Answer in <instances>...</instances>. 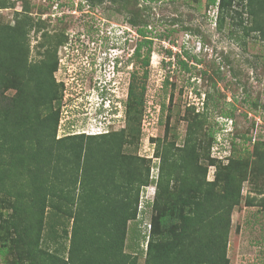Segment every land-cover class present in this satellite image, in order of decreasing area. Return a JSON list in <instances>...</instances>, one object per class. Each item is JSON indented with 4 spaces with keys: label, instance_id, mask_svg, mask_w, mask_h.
Masks as SVG:
<instances>
[{
    "label": "trees",
    "instance_id": "1",
    "mask_svg": "<svg viewBox=\"0 0 264 264\" xmlns=\"http://www.w3.org/2000/svg\"><path fill=\"white\" fill-rule=\"evenodd\" d=\"M207 3L217 6L220 23L232 15L241 25L246 15L249 25L241 27L243 33L264 41V0ZM8 4L0 0V10L11 8ZM34 28L38 33L41 22L29 15L13 25L0 23V211L11 212L19 258L24 264H138L140 255L143 264H229L231 213L240 205L247 176L243 162L227 151L216 161L207 153L209 165L216 162L217 169L213 180H206V167L199 163L202 120L197 113L186 120L180 145L157 140L153 177L150 158L125 151L138 145L140 135L145 87L132 81L134 74L126 127L57 138L63 85L54 78L55 53L63 40H50L43 32L37 44L41 59L30 62L27 36ZM144 43L136 44L133 53L141 61L143 81L150 56V51L141 53ZM224 160L227 164L220 166ZM258 161L263 167L264 154ZM149 185H154V198L145 202ZM147 206L155 213L149 227L135 229L145 249L127 253L128 225ZM6 243L0 254L7 251Z\"/></svg>",
    "mask_w": 264,
    "mask_h": 264
},
{
    "label": "rangeland",
    "instance_id": "2",
    "mask_svg": "<svg viewBox=\"0 0 264 264\" xmlns=\"http://www.w3.org/2000/svg\"><path fill=\"white\" fill-rule=\"evenodd\" d=\"M7 1L11 8L0 10L1 24L13 25L23 15L41 22V30L36 33L34 28L27 36L30 62L41 59L37 44L43 32L50 40H63L55 53L54 78L63 85L57 138L126 127L127 90L136 75L132 81L145 87L140 135L138 145L125 151L150 158L155 177L157 140L180 145L186 120L198 113L199 163L206 167V180L212 181L217 169L208 158L216 161L224 151L241 160L247 172L240 205L231 213L229 264H264V166L258 163L264 154V41L243 33L241 27L249 25L246 15L241 25L232 15L220 23L217 6L207 0ZM235 9L241 8L235 4ZM141 42H147L141 53L150 51L144 81L139 78L141 61L133 57ZM226 164L224 160L220 166ZM142 198L152 202L154 185ZM0 212V247L7 242L0 264H24L13 247L11 212ZM154 214L150 206L144 207L137 218L142 223L128 225L125 252L145 249L135 229H147ZM137 258L143 264L144 257Z\"/></svg>",
    "mask_w": 264,
    "mask_h": 264
}]
</instances>
